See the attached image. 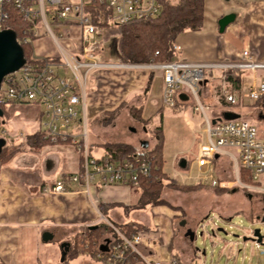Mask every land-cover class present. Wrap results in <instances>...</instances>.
Returning <instances> with one entry per match:
<instances>
[{
	"label": "built area",
	"instance_id": "built-area-1",
	"mask_svg": "<svg viewBox=\"0 0 264 264\" xmlns=\"http://www.w3.org/2000/svg\"><path fill=\"white\" fill-rule=\"evenodd\" d=\"M160 1L0 0V31L8 29L13 9L28 26L23 33L24 43L32 45L33 39L48 34L59 52L47 57L33 53L31 60H25L20 68L6 74L0 83V105L23 104L28 108L35 107L37 120L32 132H38L48 144L71 142L78 150L79 170L60 176L45 187L44 191L64 193L77 187L89 193L93 187L135 186L140 175H150V159L146 156L135 153L130 158L111 159L103 154L94 157L90 150L85 103L89 78L97 70L115 68L161 72V98L165 108H174L177 94L185 88L193 98L194 111L203 116L204 122L201 132L205 134V140L198 142L195 157L198 168L205 165L212 167L216 157L228 156L236 177L233 183L259 195L264 204V139L257 138L255 126L244 119L211 115L210 106L200 98L201 85L217 81L220 84V97L235 104L239 89L233 82L227 81L228 72L242 74L241 89L244 87L245 95L250 100L264 98V60H256L244 50L238 60L190 61L179 55L175 44V58L166 62L151 58L142 63L110 64L93 59L92 55L100 50V35L103 30L102 26L93 21L96 4L105 6L110 11V23L119 26L134 19H149L157 15L161 7ZM98 12L104 15V9L99 8ZM72 28L76 29L75 35L70 32ZM61 39H67L68 47L63 46ZM73 44L76 46L72 47ZM213 119L216 120L215 123H212ZM5 132L2 129L0 135L5 136ZM29 133L20 132L23 137ZM242 169L257 184L242 183ZM215 183L223 185L221 182ZM262 212L264 213V206ZM261 221L264 224L262 217ZM201 222V226L205 228L206 223L203 220ZM99 224L106 225L112 231L101 239L95 253V258L107 264H180L176 258L166 261L150 258L141 248L140 232L126 236L109 218L102 215L98 221L89 223L86 227H96ZM249 239L256 248L264 247V235L259 240L255 231H251ZM89 243V240L85 241V248H88Z\"/></svg>",
	"mask_w": 264,
	"mask_h": 264
},
{
	"label": "rangeland",
	"instance_id": "rangeland-1",
	"mask_svg": "<svg viewBox=\"0 0 264 264\" xmlns=\"http://www.w3.org/2000/svg\"><path fill=\"white\" fill-rule=\"evenodd\" d=\"M219 7L220 5L217 0H207L206 8L204 7V19L206 17V20L211 19L215 23L219 22L220 18L216 19ZM70 32L72 35H75L76 29L72 28ZM100 39V50L98 53L92 55L93 59L97 62L110 64L120 63V35L116 27L110 26L104 28ZM60 42L64 47H68L66 45L67 39H61ZM73 46L75 47L76 44H73ZM32 47L34 54L40 57L53 56L59 53L58 48L48 34H43L33 39ZM114 69L106 68L100 70ZM94 73L89 78L91 82ZM247 73L250 74L249 71ZM219 86L220 84L217 81L206 83V89L203 90L205 96L200 97L204 104L210 106V114H223L228 111L234 112L238 118L244 119L255 126L257 138L264 139V99L250 100L245 95L243 87L238 91L236 102L238 105L228 106L224 104L220 97ZM161 91L160 79L158 78V74H156L150 85L149 96L155 99L157 107L152 111L149 109L144 111L145 116L151 117V119L149 117L146 118L148 120L147 123L135 119L132 120V116L123 112L122 108H118L119 110L116 111L118 113L117 116L115 117V114L108 124L103 123L101 119L94 121L99 124L102 123V131L105 133L103 141L94 133V125L89 116L86 96L88 140L92 155L99 157L103 154L101 142L126 143L124 142L125 136H130L132 139L135 137L145 139L149 141L150 145H153L155 140L149 133V130L161 125L163 128V170L168 173L170 182L186 185L183 187H179L180 185L178 184L176 186L169 185L163 192V197L167 200L166 202L169 206H179L182 210L185 209V213L178 214L176 217L175 226L177 229L185 228L188 224L194 225L192 230L194 241L192 245L194 248H199L200 250L198 259L195 262L197 264H264V247L256 248L252 240L249 239V233L255 229H260L261 235H264V224L261 221V217L264 214L263 212L261 213V209L264 204L258 200V196L255 193L247 191V189L233 183L236 177L233 163L229 165L225 160L229 159L228 156L223 155L225 158H221L222 161L216 163L213 171L209 165L198 169L196 161L193 160L198 142H203L205 139V134L201 132L204 128L203 116L194 111L193 98L185 88H182L179 92L185 95L186 104L177 103L174 108L162 106ZM4 108L5 113L0 115V133L3 129L6 131V135H0V139L6 143L7 149L5 153L9 156L5 162L1 163L2 166L0 164L1 173L10 177L11 182L26 189L31 187L26 180L28 177L26 175L40 176L41 174L45 182L53 183L63 170L67 171L71 169L70 161L73 157L72 155H74V160L76 159V155H79L77 148L71 142L49 143L39 150H33L27 146V136H21L20 132L29 133L33 131L37 120L35 107L28 108V106L23 104H8ZM131 126L137 130L135 134L129 131ZM142 127L145 128L143 132H141L143 130ZM14 144L17 146H14ZM9 149L14 150L9 153ZM230 150L235 152L234 149ZM176 158H178V161ZM32 159L34 162H32ZM57 160H59V164ZM183 160L188 161L190 168L189 171L180 173L176 171L175 165L176 161L180 165ZM217 165H222V168H217ZM221 170L222 172H220ZM240 179L244 184H257L250 180L246 173L244 175L240 173ZM216 181L223 183L224 186L216 184ZM8 189V197L10 193L17 199L21 197L17 196L12 186L8 187ZM45 198L48 201H69V199L57 198L52 193L47 194ZM39 207H30L22 204L17 206L14 212L17 215L25 216L31 213L30 210H38ZM112 207L108 213L104 211V216H102L106 219L111 218L117 222H148L149 229L153 230L157 228L154 223L151 207L139 211L127 210L122 204H116ZM200 209L206 211L204 217H207L205 219L203 217L199 219L198 223H195L194 219L199 218L203 211ZM112 210H114V214H112ZM199 210L200 212L196 216ZM192 215L194 216L191 220ZM100 216L98 215L96 221L99 220ZM185 220L187 222H184ZM202 220L206 223L205 228L201 226ZM50 221V219H46L44 223L40 222L39 225L50 224L48 223ZM182 222H184L183 227L179 226V223ZM21 229L26 231V228ZM218 229L222 230L219 231ZM212 230L214 234L211 233ZM38 231L40 232L39 228ZM28 232H25L24 241L21 237L14 240L18 242L16 245L19 244L17 247H20L18 249L20 254H17L16 251L6 256L9 264L14 262L15 255L22 257L23 262H26V264L30 262L34 263L35 260H37V264H56L62 261V253L64 252L61 245L63 238L60 234H55L54 239L44 242L39 240L40 237L36 233L31 237ZM244 237L247 239H244ZM63 240L64 242H72L73 245L76 243L72 234L66 235ZM203 250L205 251V255L202 254ZM65 264L107 263L81 252L69 258Z\"/></svg>",
	"mask_w": 264,
	"mask_h": 264
},
{
	"label": "crops",
	"instance_id": "crops-1",
	"mask_svg": "<svg viewBox=\"0 0 264 264\" xmlns=\"http://www.w3.org/2000/svg\"><path fill=\"white\" fill-rule=\"evenodd\" d=\"M217 1L220 7L218 8L219 11L216 19L226 15H233V20L220 31L219 22L215 23L211 19L206 20L205 17L200 29L186 30L180 33L174 43L178 47L179 55L190 61L238 60L242 57V52L247 50L254 59L263 61L264 0ZM206 2L207 0H204L205 8ZM156 74H158V78L160 79L161 87L163 86L161 72H153L151 81L149 82V89L145 93V87L149 78V72L147 71L130 69L95 71L92 82L89 81L87 104L96 136L102 141L104 140L103 135L105 133L102 131V123L94 122L96 121V117L104 111H111L119 107L122 108L123 112L130 115L129 107L143 105L142 116L151 119L150 116L144 115V111L146 109L152 111L157 107L155 99L149 96L150 85ZM204 89H206L205 85L200 89L201 96H205ZM177 103L186 104L185 95L181 92L176 96ZM227 113L234 115V112L231 111ZM115 114L116 117L118 113L116 112ZM129 117L131 118V116ZM131 119L133 120V118ZM142 129L141 132L145 131L144 127ZM129 131L135 134L137 130L131 126ZM124 140V142L138 149L144 148L142 142L146 141L150 145L149 141L138 137L132 139L130 136H125ZM197 151L198 145L193 161H195ZM72 156L74 157V155ZM73 157L70 161L71 169L67 171L63 170L60 176L75 173L79 170L80 157L76 155L75 160ZM221 158L225 157L218 156L213 160L212 171L216 163L222 161ZM176 160L178 161V158ZM225 160L227 164H232L229 159ZM57 161L59 164V160ZM177 161L175 165L176 171L180 173L189 171L190 165L188 161L183 160L180 165L177 164ZM32 162H34L33 159ZM218 167L221 169L222 165H217ZM164 172L167 173L166 171ZM217 173L219 174V172ZM26 176H28L26 180L31 187L24 189L11 182L10 177L1 173L0 169V264H9L6 256L16 251L17 254H20L18 251L20 247H17L19 244L16 245L18 242L14 240L21 237L24 241L25 232L27 231H29L28 233L31 237L36 233L40 237V241H42V233L44 231L53 233V239L56 236L55 234H60L64 239L66 235L73 233V229L96 222L98 215L104 216L102 212L108 213L113 208L112 206L116 204L129 206L137 199L136 191L130 185H111L98 188L93 187L89 193L77 187L73 191L52 193L57 198H65L69 199V201H48L45 196L51 192H45L44 188L50 186L52 182H45L41 174L40 176ZM11 186L15 193H17V196H21L20 198H15L11 193L8 197V187ZM22 204L30 207H40L38 210L36 209L37 211L30 210L31 213L28 215H17L14 211L17 206ZM151 210L157 228L153 230L149 229L142 234L141 248L143 252L153 259L166 261L170 258H176L180 264H197L195 261L198 259L200 250H196L193 247L189 238V231L193 230L194 225L188 224L182 229H177L175 226L176 217L178 214H182L185 209L182 210L181 207L172 209L168 206L158 205L152 206ZM200 210L203 211L199 218L194 219L195 223H198L199 219L203 218L206 213L204 209ZM200 210L197 211L196 216ZM112 214H114V210H112ZM193 216H191V220ZM46 219L51 220L48 222L50 224L39 225L40 222L44 223ZM184 222L187 221L185 220ZM184 222H182L183 224L179 223V226L183 227ZM144 224L149 225L148 222ZM21 228H26V231H23ZM63 239L62 243L64 242ZM62 250L65 256L67 250L65 251L64 248ZM13 261L12 264H26L19 255H15V260L13 259ZM29 264H37V260Z\"/></svg>",
	"mask_w": 264,
	"mask_h": 264
},
{
	"label": "trees",
	"instance_id": "trees-1",
	"mask_svg": "<svg viewBox=\"0 0 264 264\" xmlns=\"http://www.w3.org/2000/svg\"><path fill=\"white\" fill-rule=\"evenodd\" d=\"M161 7L157 15L149 19H134L119 26H114L110 23V11L105 9L103 5H95L93 12V21L102 26L103 29L113 26L116 27L120 35V62L122 63H142L153 58L155 61L166 62L175 58L173 45L176 37L186 30H198L202 27L204 20V0H161ZM104 9V15H100L98 9ZM11 19L7 28L16 34V38L20 43L24 58L26 61L31 60L33 56V47L30 43L23 42V33L28 26L17 15L15 10H11ZM26 31V34H31ZM157 52V54H156ZM153 72L149 73L145 93L149 89ZM241 73L228 72L227 81L233 82L237 89L241 88L242 81ZM205 85L202 84L201 87ZM220 86L218 87V90ZM222 99V98H221ZM264 99V98H263ZM224 104L228 106H237L238 104H230L222 99ZM5 105H0L2 114L5 113ZM119 107L111 111H104L95 120H103V123L108 124L113 119ZM130 115L133 119L147 123L148 120L142 116L143 105L129 107ZM213 116H223V114H212ZM149 133L154 138L153 145H148L144 148H136L128 143L119 142H101L103 146V155L111 159L130 158L135 153L146 156L150 159L151 169L149 176H139L137 185L133 186L136 191L137 199L129 206H124L127 210H144L147 207L167 205L172 209H178L176 206H169L167 200L163 197V192L169 185L176 186L177 183L170 182L167 173L163 170V128L161 125L155 126L149 130ZM27 146L33 150H39L44 145L48 144L43 141L38 132L27 134ZM1 144V143H0ZM14 146H17L14 144ZM7 145H0V164L5 162ZM14 149H9L13 151ZM91 150V148H90ZM240 173H246L241 170ZM179 187L186 185L178 184ZM252 194V193H251ZM257 195V194H256ZM258 200L260 201V197ZM104 214V212H102ZM114 225L126 236H131L133 233L140 232L143 234L149 230L148 225L134 222H117L110 218ZM104 224H99L96 227L79 226L73 229L72 236L76 241L75 245L69 242L68 250L65 253L64 259L56 264H65L69 258L83 252L95 258V253L98 250L99 243L103 237L111 233ZM89 240L88 248H85V241Z\"/></svg>",
	"mask_w": 264,
	"mask_h": 264
},
{
	"label": "water",
	"instance_id": "water-1",
	"mask_svg": "<svg viewBox=\"0 0 264 264\" xmlns=\"http://www.w3.org/2000/svg\"><path fill=\"white\" fill-rule=\"evenodd\" d=\"M233 15H226L222 18H220L219 20V29L220 31H222L225 27L226 24H228L230 21L233 20ZM25 58H24V52L23 49L20 45V43L17 41L16 38V34L8 29H4L0 31V83L3 79V77L8 74L11 73L15 70H17L18 68H20L22 66V64L24 63ZM0 115H2V111L0 108ZM223 117L224 118H233V117H237V115H232V113H223ZM215 119L212 120V123H215ZM0 143L3 144L4 141L2 139H0ZM0 144V145H1ZM142 146L143 147H147L148 146V142H142ZM262 220H264V214L262 216ZM183 224V223H181ZM219 231H221L222 229H218ZM255 235L259 238L260 240V229H255ZM212 234H214L213 231H211ZM189 235H190V241L193 242L194 241V234L193 231H189ZM54 237V234L49 232V231H44L42 233V241L47 242L52 240ZM244 239H247L246 237H244ZM69 247V243L68 242H64L61 245V248H64L65 251L68 250ZM196 250H199V248H195ZM202 254L205 255V251H202ZM62 258L64 259V253H62ZM62 259V260H63Z\"/></svg>",
	"mask_w": 264,
	"mask_h": 264
}]
</instances>
